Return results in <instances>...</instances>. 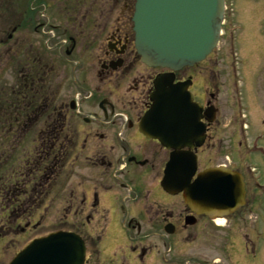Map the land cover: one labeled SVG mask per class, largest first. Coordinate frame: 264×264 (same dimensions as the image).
Here are the masks:
<instances>
[{"label":"flooded vegetation","instance_id":"af4514ba","mask_svg":"<svg viewBox=\"0 0 264 264\" xmlns=\"http://www.w3.org/2000/svg\"><path fill=\"white\" fill-rule=\"evenodd\" d=\"M12 2L13 0L9 3ZM71 2L72 4L67 6L57 5L58 0L55 2L38 0V7L42 10L51 6L57 9L64 7V12L74 15L71 22L73 27H79V32L80 29L81 33L88 29L86 33L90 36L95 29L96 40L102 34L101 40L93 41V38H87L80 42L82 45L85 42V49H91V54L88 55L91 57V63L85 62V65H91L95 69L98 80L95 90L102 92V97L97 102L91 101L87 104L94 109L91 116H81L83 106L74 99L57 100V89L50 100L44 98L38 102V107L44 110L42 113L48 112L49 116L42 122L37 117L30 122L31 128L40 127L33 135V141L40 142L34 152L37 157L39 153H46L50 163H41L35 168L32 162L37 159L27 158L21 165L22 168H0V207L2 212L4 211L0 216L5 217L6 222L3 226L6 228L0 229V264H9L13 256L29 242L30 239L20 248L14 249L19 237L31 229L40 227L42 221L50 215L47 211L53 204L56 206L54 218L70 221V229L65 230L76 233L83 239L86 246L83 264H142L148 249L149 253L153 249L157 251L158 237L166 244L169 237L177 232L187 231V228L197 223L208 227L214 222L209 216L200 214L195 216L193 225H185L186 217L191 214L189 209L183 207L175 214L172 208L163 206L164 202L157 197L161 195L163 200L172 197L161 190L159 180L158 185H155V179L162 175L170 150L164 148L156 139L142 134L139 122L150 105L153 79L165 70L141 62L135 46L132 24L135 0H71ZM225 5L231 10L236 6L234 0H225ZM28 9L26 5L24 13ZM20 28V23L13 24L6 38V49L11 60V57L17 55L14 54V46L18 44L19 37L16 34ZM22 40L25 41V38ZM68 40L72 51L79 46L75 38L70 37ZM94 42L96 47H93ZM45 51L41 47L34 49L28 43L24 52L29 57L18 71L16 79L18 82L24 80L30 59L37 60L40 69L39 80L42 87L47 88L46 70L48 67L50 70L54 68L46 64ZM32 65L35 66V61ZM189 70L183 68L176 72L175 81L191 78L192 84L189 89L194 99L203 107L200 111V122L205 126V139L201 147L195 150L199 165L202 151H214L217 157L221 146L217 111L211 122L205 120V109L217 98L216 93L207 92L206 89L214 88L216 91L219 83L217 85L210 83L208 70L198 69L192 73H189ZM206 93L212 100L205 99ZM9 123L8 135L13 140L15 126L13 121ZM25 129H22V136L26 134L23 132ZM47 139L51 142L45 151L42 143ZM37 146L38 144L35 147ZM85 151L89 154L85 155L87 165L80 168L78 160ZM228 151L232 156L231 160L227 159L224 163L208 162L201 169L212 165H224L241 173L243 168L238 169L231 165L235 156L231 150ZM30 164L31 168L28 167ZM84 172L87 174L82 175ZM241 174L247 200L250 190L253 194L259 193L256 189L259 184L254 182V186L252 184L248 187L249 175ZM143 175L150 177L155 186L153 190L156 193L151 191L153 198H150V194H144L141 199ZM73 176L74 178L80 176L83 179L74 182L71 180ZM140 199L143 204L137 207V201ZM140 220H147L155 225L150 228L149 233L143 232V236ZM121 221L125 227L115 229L113 227L115 223L120 225ZM168 223L174 227L171 233H167L164 228ZM86 225L92 228L89 227L86 231L83 229ZM96 228H100V231L94 232ZM160 230L164 235L162 232L159 233ZM146 234L154 238L149 248L141 245V238L147 237ZM162 263L176 264L165 260ZM152 264H156V261ZM190 264H220V260L206 263L203 259L201 262L191 261Z\"/></svg>","mask_w":264,"mask_h":264},{"label":"rangeland","instance_id":"374dc122","mask_svg":"<svg viewBox=\"0 0 264 264\" xmlns=\"http://www.w3.org/2000/svg\"><path fill=\"white\" fill-rule=\"evenodd\" d=\"M10 1L0 0V39L8 35L13 24L20 23V29L26 24L25 22L29 24L16 34L19 41L14 46V54L17 55L11 57L12 60L8 56L5 40L0 41V90L15 84L18 71L22 69L23 62L29 57L24 52L29 43L34 49L41 47L44 51L46 50L45 54L49 56L54 75L48 84L53 87L59 85L57 100L74 99L83 106L81 116H91L94 109L88 107L87 104L91 101L97 102L102 97V92L95 90V86L98 85L95 69L91 65H85V62L91 63V57L88 56L91 54V49H85V42L83 45L80 42L87 38L96 40V30L94 29L90 36L86 33L88 29H84L83 33L80 29L79 32V27H73L71 22L74 15L64 12V7L57 9L51 6L42 10L38 7V0H18L17 3L12 2V4L9 3ZM234 3L236 6L226 12L218 45L199 64V67L190 68L189 73L205 69L210 75V83L216 85L219 83L216 91L214 88L206 89V91L214 92L217 96L213 103L218 110L217 120L220 122L221 146L217 157L214 151H202L200 166L208 162L210 164L215 161L224 163L227 159L231 160L229 149L235 156L231 165L238 169L243 168L241 173L248 174L251 166L258 170L257 176H250L249 173V187L252 184L254 186L256 181L264 183V159H260L262 156L257 153V148L251 146L256 135L257 137L263 136V140L258 142L264 146V0H234ZM71 4V0H58L57 5L69 6ZM26 5H28L30 14L24 13ZM27 15L31 16L30 21L27 20ZM70 37L75 38L79 46L70 54H66V50L70 49L68 40ZM22 38H25V41ZM99 39H102V34L96 41ZM93 47H96V42L93 43ZM205 97L209 99L207 94ZM39 129L40 127L37 126L32 132L33 135ZM30 140L25 138L23 149L29 150L31 154L29 158L37 159L34 150L40 142L32 143ZM250 152H254L255 155H251L253 157L249 159ZM85 155H89L87 151L83 152L78 160L80 168L87 165ZM17 159L18 156L14 153L10 160L1 167L13 168L11 164L13 162L15 165ZM86 174L84 172L82 175ZM160 177L161 175L159 179H155V185H158ZM79 179L83 178L80 176L71 178L74 182ZM83 185L85 186L84 183ZM154 188L151 178L143 175L141 199L144 194H150V198H153L151 191L156 193ZM256 189L261 194H253L250 190L246 204L233 215L224 217L219 228L215 223H211L208 227L197 223L187 228V231H180L169 237L166 244L161 242L160 237L155 238L157 251L153 249L149 253L148 249L141 263L152 264L156 261V264H163L162 261L165 260L176 264L184 262L190 264L191 261L201 262L204 259L206 263L220 260V264H264V196L262 195L264 189L261 187ZM157 197L164 202L163 206L172 208L175 214L184 207L180 195L172 196L167 200H163L161 195ZM141 199L137 201V207L142 206ZM55 207L54 204L50 206V210L47 211L50 215H47L39 228L31 229L16 240L19 242L14 244V249L20 248L35 236L47 234L58 228L70 229V221H60L54 218ZM1 213L4 211L2 212L0 207ZM0 219V229H5L6 227H3L6 223L5 217L0 216ZM139 223L143 230L141 236L144 235L143 232L149 233L150 228L155 226L147 220H140ZM89 227L91 226L86 225L83 229L87 231ZM113 227L120 230L125 225L121 221L120 225L116 222ZM96 231H100V228L94 229V232ZM161 232L163 234L162 230L159 231ZM146 235L147 237L141 238V245L149 248L154 238L148 236L150 234Z\"/></svg>","mask_w":264,"mask_h":264},{"label":"water","instance_id":"95a60500","mask_svg":"<svg viewBox=\"0 0 264 264\" xmlns=\"http://www.w3.org/2000/svg\"><path fill=\"white\" fill-rule=\"evenodd\" d=\"M222 19L223 0H136L132 20L141 61L171 72L200 62L216 46ZM153 84L152 103L139 130L172 149L160 185L170 194L181 192L195 213L222 215L241 206L244 188L236 172L208 168L192 180L196 156L191 149L202 144L204 127L187 91L190 82L173 83V73H167ZM208 112L205 117L211 120ZM165 229L172 231L171 226ZM84 252L79 236L58 231L32 240L10 264H83Z\"/></svg>","mask_w":264,"mask_h":264},{"label":"trees","instance_id":"16d2710c","mask_svg":"<svg viewBox=\"0 0 264 264\" xmlns=\"http://www.w3.org/2000/svg\"><path fill=\"white\" fill-rule=\"evenodd\" d=\"M34 61L36 65L30 68L29 72L23 77L24 80L19 82L20 88L18 87L15 92H9V94L2 89L0 90V168H4L1 166L7 162L11 148L20 147L22 129L26 128L23 132L27 133L32 127L30 122L34 118L46 119V116L48 117L47 112L42 113L44 110L38 107V102L43 101L44 98L49 96V93L41 85L38 61ZM10 121H13L15 126L13 140L8 135ZM17 126L19 127L17 128ZM44 143V147L48 148L50 139Z\"/></svg>","mask_w":264,"mask_h":264},{"label":"bare ground","instance_id":"6f19581e","mask_svg":"<svg viewBox=\"0 0 264 264\" xmlns=\"http://www.w3.org/2000/svg\"><path fill=\"white\" fill-rule=\"evenodd\" d=\"M217 221L220 223L222 220L221 219H218Z\"/></svg>","mask_w":264,"mask_h":264}]
</instances>
